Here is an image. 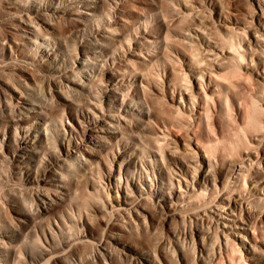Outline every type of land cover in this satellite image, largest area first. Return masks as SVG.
Listing matches in <instances>:
<instances>
[{"label":"bare ground","instance_id":"6f19581e","mask_svg":"<svg viewBox=\"0 0 264 264\" xmlns=\"http://www.w3.org/2000/svg\"><path fill=\"white\" fill-rule=\"evenodd\" d=\"M122 1L4 0L8 13H17H13L11 27L20 34L18 39L5 37L1 41L9 50L10 58L13 46L23 48L24 59L45 67L52 77L58 78L68 95L60 93L67 107L52 124L39 110L41 104L28 98L33 87L23 76L21 91L14 89L15 93L5 96V101L0 98V158L16 166V173L27 175L23 178L25 184L41 190L38 188L35 195L38 219L27 208L17 211L21 220L18 227L36 236L34 245L11 246L14 234L2 229L0 222V264H64L57 258L58 249L70 252V264H88L90 259L111 264V257L104 252L106 231L102 234L104 239L96 242L90 228L93 219L104 221L107 213L115 219L116 216L123 219L124 215L130 228L137 232L149 231L153 225L148 221L147 205L159 208L165 216L164 222L175 218L182 225L171 232L176 244L171 242L166 247L160 243L150 253L123 243V251L133 249L139 253L130 264H168L169 252L174 261L170 260L171 264H217L219 260L229 264L225 252L232 243L242 251L247 264H264L261 245L254 241L258 221L253 223L249 218L252 204L257 203L261 207L259 221H264V130L253 137L257 150L255 146L256 151L245 149L242 156L231 160V169L223 171L226 160L220 163L219 158L211 156L213 153L206 148L208 144L202 146L198 142L199 134L193 130L195 116L200 112V91L214 90L217 86L211 84L209 74L185 55L178 59L180 81L172 82L171 76L178 64L170 66L168 54L157 49L166 43L162 32H172L191 41L201 39L203 46L212 47V40L199 23L213 19L222 29L230 31L242 24L245 39L242 38L239 47L243 52L220 50L229 57H248L253 65L251 73L264 93V22L261 18L264 9L260 0L251 1L257 5L249 12L258 22L259 28L255 29L259 30L258 34L251 29L255 21L245 26L244 20L231 17L218 0H175V15L171 19L136 13L133 18L139 22H133L132 29H128L131 19L122 9ZM203 10L202 16L196 15ZM206 11L209 15H204ZM182 14L192 17L195 24L189 22L179 27ZM63 15L74 21L73 28L64 29L58 35L53 31V19ZM250 24L253 32L247 29ZM69 41L73 42L71 46ZM207 49L211 54V48ZM135 61H140L146 69L132 67ZM151 95L168 100L171 113L167 121L160 122L153 117L158 106L153 104ZM262 103L264 108V96ZM173 126L183 127V134H179L180 129L174 134ZM126 130L129 136H125ZM146 132L148 136L143 137ZM99 150L111 154V160L106 162ZM93 164L98 165L95 175L100 173L101 181L92 185L93 193L98 196L95 195L97 199L90 203L88 212L71 198V184L64 173L76 165L93 168ZM55 167L66 171L54 174ZM65 195H72L69 201ZM65 201L69 207L52 209L53 204ZM204 216L210 218L214 227L215 243L208 247L204 237L197 241L193 238V252L188 258L184 251L187 246L184 241L180 242L181 238L186 241L189 235H199L198 225L192 222ZM189 221L191 224L186 225ZM129 225L126 224L127 229ZM94 241L96 249L87 256L75 250L80 243Z\"/></svg>","mask_w":264,"mask_h":264},{"label":"rangeland","instance_id":"374dc122","mask_svg":"<svg viewBox=\"0 0 264 264\" xmlns=\"http://www.w3.org/2000/svg\"><path fill=\"white\" fill-rule=\"evenodd\" d=\"M218 1L223 6L224 10L228 11L227 13L231 17L236 18L240 21L244 20L242 22L245 24V26L246 24L248 25V22L252 23L255 21L252 24V27H251V24L249 28L246 27L247 29H249V31L253 28H254L253 30H255L256 28H259L258 22H256L257 20H253V18L250 15L252 8L253 7L256 8V5H257L251 2L252 0H218ZM173 2H175V0H164V2H160V0H123L121 3L122 5L121 7L122 9H124L125 13L129 15L131 19L128 25V29H132V24L134 25L135 22L136 23L139 22V19L133 18L134 14L137 15L136 13L149 14L155 18L157 17L161 19L165 18L167 20L171 19L175 15L174 9H173ZM260 4L262 5L264 9V6H263L264 0H260ZM204 11L205 10H203L202 12L196 13V15L202 16ZM8 12H10V10L7 8L4 0H0V98H2L3 101H5L4 100L5 96L11 97L13 93H15L14 89L16 88L18 89L20 88L19 91H21V89H23L24 87L22 85V82H20L23 76L24 79H26L27 81L28 80L30 81V84L33 87V89H31L32 91L30 90L29 94H27V96H29L28 98L41 104L40 105L41 109L39 110L40 111L42 110L43 112L42 114L46 115V117L45 115L44 117L47 118L48 120L47 122L52 124L54 120L56 121L55 118L56 117L58 118V116L61 115L63 109L67 107L62 97L60 96V93L68 95V92L62 86L60 81L57 80L58 78L56 79L55 76L52 77L53 75L49 71L44 69L45 67H42L38 65L37 63L32 62L31 60L24 59L23 48L17 47V46L14 47L12 45L13 53H11L12 55L10 58V55H8L9 50H7L6 46L4 47L2 45L3 42L1 41H4L5 37L9 38L10 40H12V38L18 39L20 37V34L18 33L17 30H14L11 27L12 26L11 25L12 16L14 15L13 13L17 14L16 11L12 13H8ZM207 14L209 15L208 11H206V14L204 13V15H207ZM179 18H180L178 22L179 27L185 26L189 22H191L192 24H195V21L193 20V18L186 14L185 15L182 14L181 17ZM261 18L264 22V12L262 13ZM143 19L144 18H142V20ZM142 20L140 22L145 21V20L144 21ZM73 23L74 21L67 15H63L60 17L56 16L53 19V27H54L53 31L55 34L59 35L64 29H70L71 27L73 28L72 26ZM199 25L201 26L202 30L206 33L207 38L212 40V45H211L212 47H207L206 45L203 46L202 44L204 43L201 39L199 40L195 39L194 41H191V40L181 37L180 35L173 34L172 32H162L163 39L166 40V43L164 42L159 48L153 47L152 49L157 48L160 52L167 53L169 56L170 66H175L176 64H178L179 63L178 59H182L183 55H185L192 61L194 65H196L200 70H202V72L205 71L204 73H207V75L209 74L208 78H210L211 84L213 83L214 85L217 86L216 87L217 89H214V90L209 88V89H206L205 91H200L199 93L200 94L199 95V102H200L199 106L201 104V106L199 107L200 112L197 114V118L195 116V119H194L195 126L193 127V130L196 129L195 131L196 134L197 133L199 134L198 139L199 138L200 139L198 140V142L199 143L201 142V145L203 144L202 146L205 147L208 144L206 148L208 147L207 149L209 150V153L210 151L211 153H213V154L210 153L211 156L219 158V160H221L220 163L226 160L223 162L224 166H222V170L229 171V169H231V165H230L231 160L233 161L234 159L239 158V156H242L244 154L243 152L246 151L245 149L247 148L248 150L251 149L249 151H256L258 148L257 145L255 144V140L253 139V137L259 136L260 134L263 133V130H264L262 129V126L264 127V124H263L264 123V112H263L264 108L262 107L263 106L262 97L264 96V93H261L262 92L261 85L260 83L255 82L256 80L254 79L251 73L253 65L250 64L251 61L248 57H243L244 59L242 58L243 59L242 60L239 57L237 58L231 57L230 55V57L232 58L231 59L229 55H224L222 53L223 49L225 50L229 49V50H233L236 52L240 51L239 53L243 52L241 48L239 47V44L241 43L240 41H243L242 38H244V36H242L245 31V30H242V28L244 29V25L241 24V25H238L239 27L236 26L237 28L234 27L233 31H230L224 28L222 29L221 26H219L217 23H214L213 19L212 20L208 19L206 20V22L202 23V25L199 23ZM253 30H251L250 32H253ZM258 31L259 30L257 31L255 30L254 32L258 34L259 33ZM232 41H235V42H232ZM68 44L69 46H71L73 42L69 41ZM205 47L206 49L211 48V54L209 53L210 49L206 50ZM243 47H246V45L244 44ZM255 47L259 49V50L257 49L258 52L261 51L259 46L254 45V48ZM212 51H215V53ZM236 59L238 60V62ZM240 61H242V63ZM180 66H181L180 64L175 66V71L173 72L171 76V80L174 83H176L177 81H180V77H181L179 74ZM132 67L139 69V70L146 69V66L141 64L140 61H135L134 63H132ZM51 87H52V91H50ZM53 90L55 91V94ZM51 92H53L52 93L53 95L51 94ZM70 94L71 92H69V95ZM68 97H73V96H68ZM150 99L153 100L151 101L153 102L155 107L158 106L157 114L153 115V117H156L155 120H158L160 122L163 120L167 121L168 119L167 115H170L169 113H171V110H170L169 102L166 99V97L152 96V98L150 97ZM254 101L255 102L257 101V102L254 103ZM258 106L261 108H259ZM159 115L161 116L159 117ZM52 117H54V119ZM181 128L182 129H180L179 127L173 126L171 131L173 133L175 132L174 134H177L176 132H178L180 129L179 134H183L184 128L183 127ZM126 133L127 134L125 136H129L130 132L128 133L127 131ZM144 135L143 137H146L148 136V133L146 132V134ZM253 146H255L256 150ZM99 151H100L99 152L100 156H102L106 162L111 160L110 159L111 154L103 150H99ZM97 166L98 165L95 166L93 164L92 166L93 168H90L91 166L81 167V166L76 165L74 169H69L68 171H66V169L61 168V167L59 168L55 167L53 171L54 174L56 173L60 174L59 172L64 173L66 171L64 175L66 176V178L68 177L67 180L71 184L69 185L73 192L72 194L73 196L71 195L72 197L71 196L69 197H71L72 199H75L76 200V202L74 200L75 203H77L78 201L77 205L81 206L83 210H88V212H90L89 208H91L92 206L91 205L92 201L94 202L98 196L96 192L93 193L94 191L92 189V185L95 184V182L100 183L101 181L100 180L101 177L99 179L100 173H99V176L95 175V174H98L97 172L99 171V169L96 168ZM102 168H103V165H102ZM16 172H17L16 166H13L8 161L0 158V222L2 223V229L10 230V232L14 234V237H13L14 242H12L11 246L13 247H17L16 245L32 246L34 245L37 238L34 234H31L30 232H28L27 229L18 227L19 224L21 223V220L18 218L17 211L23 208H27L30 210L31 214L32 215L34 214L33 216L37 217L38 219L39 216L37 215L38 214L37 209L39 205L38 203H36L37 200L35 199V195L38 192V190H40V188L36 186L35 187L32 186L33 187L32 189L30 185H27L24 182L27 175L21 176L20 174ZM53 173L50 174V177L53 176ZM89 191L91 194L89 193ZM65 196L67 197V195ZM69 197H67L68 198L66 199L67 201H69ZM67 201H65V203H62V204H53L52 209L59 210V209H64L65 207H69L67 205L68 203ZM256 204L257 203H255V205ZM255 205L254 203L252 204L253 211H251L249 218H250V221H252L253 223L254 221H258V229L256 231L254 241H256L258 244L261 245L262 249H261L260 254H261V257L264 259V221L263 222L259 221L260 219L258 217L259 216L258 214L261 211V207L258 204H257L258 207H256ZM32 206H34V208ZM28 207L30 208L32 207L31 209H33V211ZM259 207L260 209H258ZM146 209H149L147 210L149 212V217H148L149 224L152 223L153 225V226L151 225L152 228L150 227L149 231L142 230V231L137 232L134 229L130 228V225L126 221H124L127 219L124 215H123V219L121 218L122 216H119V217L116 216L117 218L115 219V216L114 218H111L113 215H111L110 217V214L108 215L107 213V215H105V217L107 218H104V221L102 219L101 220L98 219L96 220L97 223L95 222V219H93V222H95L96 224L92 222V224L90 225V228L93 234L95 235L94 240L98 242V240L103 238V236L105 235L104 237L105 239L104 238L103 239H104V242H106L104 243L105 244L104 247L106 250L104 252H106L111 257V264H130L131 262L134 261V259H136L137 256H139L138 251L133 250V249L123 251V246H122L123 243L128 244V245L130 244L132 246L136 245L137 249L139 250L144 249L143 251L145 252L148 251V253L152 252L157 247L156 245H160V243L163 245H166V247H169L168 245L171 242H172L171 243L172 245L176 244L175 242L176 237H174V235H172L171 232L174 230H178L176 228L181 227L182 222L175 218H171L168 221L164 222L163 220L165 216L164 214L161 213L159 208L157 210L153 208L152 206L150 207V205H147ZM13 217H14V220H13ZM106 222L111 223V224L106 226L107 224ZM126 224L129 225L128 229H127ZM190 224L191 223L189 221L187 222L186 225H190ZM192 224L196 227L198 225L197 228H199L200 234L195 235V237H192L191 235H189L186 239L187 242L183 240V238H181L182 241H180V242L184 241L183 244L187 246V247L184 246L186 249V250L184 249V251H187L185 255L188 253L187 254L188 256L186 255V257L188 258L192 256L193 238L195 241H197L200 238L204 237L203 239H205L206 245L208 247L214 244L216 240L214 227L211 224L209 217L204 216L200 218L198 221H193ZM8 226L10 229L8 228ZM209 226H210V229H209ZM107 227L108 229L106 230ZM104 231H106V233L108 234H106ZM146 232H149V233H146ZM95 233L98 235H96ZM138 233L140 234V236ZM113 236L114 237L116 236L117 238L115 237L114 239ZM1 238L2 237L0 236V239ZM95 241L93 242V244L96 243ZM111 242L112 243L114 242V243L112 244ZM91 244L92 243H85V244L80 243L76 245L75 250L78 253H83L84 255L87 256L93 251L92 250L93 248L96 249L97 244L96 245L95 244L91 245ZM230 248L226 250L225 252V256L229 264H234V263L235 264H247L245 257L242 254V251L238 250L235 244L233 243L230 244ZM58 250L59 252H57L58 253L57 258L60 259L61 262L64 264H70L69 262L71 260L70 252L69 251L64 252L62 251V249H58ZM125 251L127 253H124ZM119 252H121L122 255L121 254L119 255ZM133 256L135 258H133ZM167 256H168L167 257L168 261L166 263L168 264H171L172 262L174 263L173 259L171 260V258L169 257L171 256L170 252L168 253ZM101 263H104V262L101 261V262L96 263V260L94 262L93 259H90L88 262V264H101ZM217 264H223V262L219 260Z\"/></svg>","mask_w":264,"mask_h":264}]
</instances>
